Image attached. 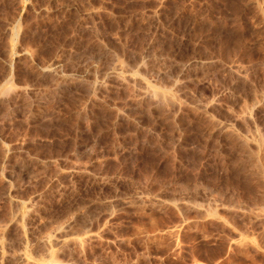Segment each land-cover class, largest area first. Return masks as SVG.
Instances as JSON below:
<instances>
[{
	"label": "rangeland",
	"instance_id": "1",
	"mask_svg": "<svg viewBox=\"0 0 264 264\" xmlns=\"http://www.w3.org/2000/svg\"><path fill=\"white\" fill-rule=\"evenodd\" d=\"M0 264H264V0H0Z\"/></svg>",
	"mask_w": 264,
	"mask_h": 264
},
{
	"label": "bare ground",
	"instance_id": "2",
	"mask_svg": "<svg viewBox=\"0 0 264 264\" xmlns=\"http://www.w3.org/2000/svg\"><path fill=\"white\" fill-rule=\"evenodd\" d=\"M120 68V67H119ZM12 90V89H11ZM7 91V90H6ZM9 92V91H8ZM150 93V92H149ZM150 95V94H149ZM147 97V96H146ZM150 98V97H149Z\"/></svg>",
	"mask_w": 264,
	"mask_h": 264
}]
</instances>
